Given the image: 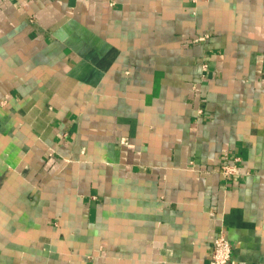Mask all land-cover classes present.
Here are the masks:
<instances>
[{"label": "crops", "instance_id": "crops-1", "mask_svg": "<svg viewBox=\"0 0 264 264\" xmlns=\"http://www.w3.org/2000/svg\"><path fill=\"white\" fill-rule=\"evenodd\" d=\"M221 232L264 264V0H0V264H208Z\"/></svg>", "mask_w": 264, "mask_h": 264}, {"label": "built area", "instance_id": "built-area-1", "mask_svg": "<svg viewBox=\"0 0 264 264\" xmlns=\"http://www.w3.org/2000/svg\"><path fill=\"white\" fill-rule=\"evenodd\" d=\"M207 68V63L203 64ZM205 78V73L203 74ZM239 157H235L233 162L224 161L221 170L225 176H236L240 174L238 162ZM208 264H236L233 255V244L225 233L218 234L213 242V248Z\"/></svg>", "mask_w": 264, "mask_h": 264}]
</instances>
